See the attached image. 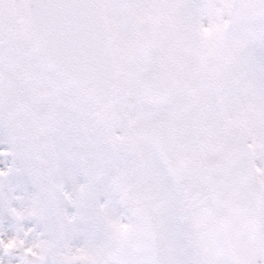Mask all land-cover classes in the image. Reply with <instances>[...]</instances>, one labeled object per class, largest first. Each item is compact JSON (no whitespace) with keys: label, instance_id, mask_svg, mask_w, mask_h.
<instances>
[{"label":"snow or ice","instance_id":"snow-or-ice-1","mask_svg":"<svg viewBox=\"0 0 264 264\" xmlns=\"http://www.w3.org/2000/svg\"><path fill=\"white\" fill-rule=\"evenodd\" d=\"M0 264H264V0H0Z\"/></svg>","mask_w":264,"mask_h":264}]
</instances>
